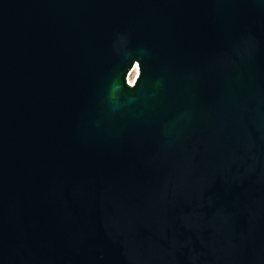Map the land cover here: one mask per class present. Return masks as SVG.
Instances as JSON below:
<instances>
[{
    "label": "water",
    "instance_id": "1",
    "mask_svg": "<svg viewBox=\"0 0 264 264\" xmlns=\"http://www.w3.org/2000/svg\"><path fill=\"white\" fill-rule=\"evenodd\" d=\"M0 264H264V0H0Z\"/></svg>",
    "mask_w": 264,
    "mask_h": 264
},
{
    "label": "rangeland",
    "instance_id": "2",
    "mask_svg": "<svg viewBox=\"0 0 264 264\" xmlns=\"http://www.w3.org/2000/svg\"><path fill=\"white\" fill-rule=\"evenodd\" d=\"M136 73H137V69H136L135 72H133V73L131 72V73H130V75H129V77H128L130 81L133 80V78L136 76Z\"/></svg>",
    "mask_w": 264,
    "mask_h": 264
},
{
    "label": "bare ground",
    "instance_id": "3",
    "mask_svg": "<svg viewBox=\"0 0 264 264\" xmlns=\"http://www.w3.org/2000/svg\"><path fill=\"white\" fill-rule=\"evenodd\" d=\"M136 69H137V67L135 66L134 69H133L131 72H132V73L135 72ZM136 74H137V73H136ZM129 75H130V74H129ZM134 78H135V77H134ZM134 78H133V80H134ZM128 80H129V79H128ZM133 80H132V81H133ZM129 81H130V80H129ZM132 81H130V82H132Z\"/></svg>",
    "mask_w": 264,
    "mask_h": 264
}]
</instances>
